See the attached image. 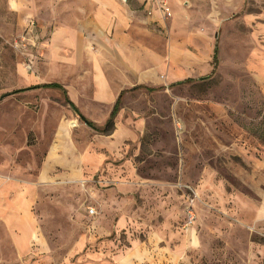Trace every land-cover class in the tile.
Wrapping results in <instances>:
<instances>
[{
  "label": "rangeland",
  "instance_id": "obj_1",
  "mask_svg": "<svg viewBox=\"0 0 264 264\" xmlns=\"http://www.w3.org/2000/svg\"><path fill=\"white\" fill-rule=\"evenodd\" d=\"M160 1L162 24L108 34L123 54L74 61L37 22L22 41L59 0H0V182L20 212L0 264H264V0ZM100 71L125 89L105 134L36 88L101 129Z\"/></svg>",
  "mask_w": 264,
  "mask_h": 264
},
{
  "label": "crops",
  "instance_id": "obj_2",
  "mask_svg": "<svg viewBox=\"0 0 264 264\" xmlns=\"http://www.w3.org/2000/svg\"><path fill=\"white\" fill-rule=\"evenodd\" d=\"M146 1L133 0V4L129 5L126 0H59L55 5L56 7L52 6V9L46 14L38 10V7H31L30 12L36 18L33 21L31 20L29 25L33 23L37 28V22L45 33L51 29L48 44L55 55H61L62 52L66 51L73 58L77 57V60H79L78 57L81 56L108 53L109 56L114 58L115 54L121 55L124 50L116 48L119 47L117 45H115L116 50L110 48L107 39L108 34L112 35L114 32L116 35L131 28L139 27L141 29L154 23L162 24L160 11L155 4L149 9L150 13L148 14L150 17L143 16L136 19L143 14L138 10L140 6H143L144 11L147 13ZM13 7L15 11L21 10L20 6L18 8L17 5H13ZM96 44H99V47ZM106 48L110 49L107 51ZM77 60L74 58V61ZM95 73L94 101L110 104L114 107L118 97L125 89L114 90L104 72ZM61 87L66 91L63 86ZM59 151L58 146L49 150L42 168L43 175L49 172L51 165L56 164L53 159H58ZM1 183L0 217L5 223L18 221L17 217L20 218V212L19 210L16 213L14 212L13 200L5 194V191H8V184L2 183L1 185Z\"/></svg>",
  "mask_w": 264,
  "mask_h": 264
},
{
  "label": "trees",
  "instance_id": "obj_3",
  "mask_svg": "<svg viewBox=\"0 0 264 264\" xmlns=\"http://www.w3.org/2000/svg\"><path fill=\"white\" fill-rule=\"evenodd\" d=\"M217 40H218V34L216 35V42H217ZM217 61H218V48H217V45L215 46V48H214V53H213V65H214V68H216V66H217ZM190 80H186V81H184V82H182V83H186V82H189ZM141 87V86H140ZM37 89L38 88H41V89H57V90H60V91H62V93L64 94V96H65V101H66V103L69 105V107L73 110V112L75 113V115L78 117V119L83 123V124H85L88 128H90V129H92V130H94V131H96V132H98V133H100V134H105V133H107V129L109 128V127H111V126H113V121H114V119H115V117H116V115L118 114V111H119V103H120V99H121V97H122V95H123V93L124 92H122L121 94H120V96L118 97V99H117V101H116V103H115V105H114V107H113V109H112V111H111V113H110V115H109V118H108V120H107V124H106V126L104 127V128H98V127H96V125L92 122V121H90V120H88L86 117H84L80 112H79V110L77 109V107L74 105V103H72L69 99H68V97H67V93H66V91L59 85V84H56V83H51V84H43V85H40V86H37L36 87ZM141 88H143V87H141ZM147 89V91H149V92H153V91H155L154 89H151V88H146Z\"/></svg>",
  "mask_w": 264,
  "mask_h": 264
},
{
  "label": "built area",
  "instance_id": "obj_4",
  "mask_svg": "<svg viewBox=\"0 0 264 264\" xmlns=\"http://www.w3.org/2000/svg\"><path fill=\"white\" fill-rule=\"evenodd\" d=\"M153 4H155L157 6L158 10L161 11L164 16H166L168 18L171 17V11H170V8L168 7V4L166 2L160 1V0H147L146 1L147 13H150L149 9L151 8V6ZM26 31H27V34H26L27 37H23L22 41H24V39L29 37L30 39H35V41L32 42V44L35 45V42L37 41L38 36L35 34V32H37V30H36L34 24L32 23V24L28 25ZM31 33H34V35L31 36L30 35ZM92 213H93V211L91 210L90 214H92Z\"/></svg>",
  "mask_w": 264,
  "mask_h": 264
}]
</instances>
